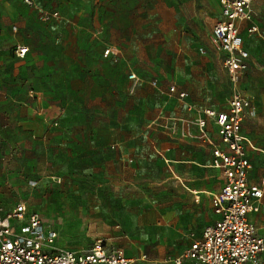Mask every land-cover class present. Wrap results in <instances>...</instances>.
<instances>
[{"label":"crops","instance_id":"obj_1","mask_svg":"<svg viewBox=\"0 0 264 264\" xmlns=\"http://www.w3.org/2000/svg\"><path fill=\"white\" fill-rule=\"evenodd\" d=\"M69 1L70 7L56 10V0H33V6L25 4L23 0H0L2 44L6 38L16 39L10 61H17L21 65L24 74L22 82L37 89L35 92L41 97V102L43 95L56 94V113L60 114V118L67 109L83 112L85 118H89L88 123L92 126L89 131L83 129V134L89 135V138L80 143L84 146L82 151L85 158L106 159L105 150L111 142L108 135L94 128V123H100L101 118L115 121V126H107L108 133L111 134L115 128L120 145L158 143L160 150L156 152L164 160L166 171H120L124 180L122 184H118V188L129 192L137 188L138 178L148 179L152 186L148 197L151 208L148 214L142 216L151 224L150 238L161 240L158 247L163 248L162 254H165L166 247L179 243L182 245L185 241L183 248L188 250L190 244L202 237L205 227L214 224L218 219L212 200L225 183L223 172L211 166L213 147L208 144L210 139L216 147L225 148L218 136V126L214 119L208 118V138L205 139L195 120L205 109L216 113L227 112L229 101L227 104L223 103L222 96H217L216 88L213 89L212 96L209 94L206 75L201 71L202 74H199V69L196 71L195 83L178 86L176 75L165 73L164 62L167 59L164 56L158 58L156 54L155 57L151 56V52L156 53L158 47L155 34L169 31L172 24H150L147 29L154 34V38L152 43H144L136 39L134 34L130 38H122V25L119 23L124 21V17L119 19L109 15L108 9L94 7L90 0ZM215 1L218 9L220 8L217 15L219 22L222 19V6L219 0ZM252 9L254 15L251 20L238 22L244 47L250 55L249 65L250 62L255 63V57L263 55L260 42L264 41V4L261 0H252ZM115 11L124 10L117 8ZM56 12L57 17L53 16ZM154 15L164 16L163 20L167 21V17L161 12L154 11ZM46 20L49 22L45 23ZM19 22L22 30L40 32L42 35L40 34L37 41H32L30 37L26 39L11 35L7 26H4L12 23L17 28ZM35 23L39 24L38 27ZM99 26L102 28L97 29ZM253 26L258 29L257 35L248 33V29ZM17 46L29 48L23 59L17 58L14 53ZM107 49L111 51L105 56L104 51ZM200 52L203 53V50L200 49ZM43 56L48 60H44ZM190 57L189 54L186 56V63ZM170 59L171 63L177 62L172 57ZM47 65L51 68H47ZM55 65L56 70L53 68ZM15 73H10L12 80ZM131 74H135L137 78L130 79ZM40 79H55L56 83H49L46 87L32 84L33 80ZM154 81L157 82L156 86L152 84ZM171 86L176 87L177 93H186V97L179 99L177 95L171 96L168 93ZM41 102L36 101L39 114ZM101 113H104L103 117H99ZM248 119L247 114L241 128L242 133L253 144L252 139L255 136L248 128ZM28 124L30 125L26 127H32L31 123ZM254 145L252 148L247 147V158L252 166L249 182L260 185L264 178V167L259 154L253 151L257 149ZM0 204L11 208L19 203L7 205L0 201ZM262 205L263 201L261 208ZM258 214L250 216L257 227ZM259 230L264 235V231L260 228ZM98 239L82 249H66L83 251ZM103 239L108 246L120 248ZM120 249L134 261L123 248ZM185 252L181 250L179 256ZM175 258L177 257L168 259L174 264ZM186 262L192 264L189 260Z\"/></svg>","mask_w":264,"mask_h":264},{"label":"rangeland","instance_id":"obj_2","mask_svg":"<svg viewBox=\"0 0 264 264\" xmlns=\"http://www.w3.org/2000/svg\"><path fill=\"white\" fill-rule=\"evenodd\" d=\"M90 1L94 7L108 9L109 15L124 17L119 23L122 38L134 34L136 39L152 43L154 34L147 29L150 24H172L169 31L155 34L158 47L151 56L167 59L165 73L176 75L178 86L195 83L198 69L199 74L204 72L209 94L212 96L216 88L218 98L222 96L223 103H228L230 85L222 53L211 42V31L220 12L215 0ZM56 2V10L70 7L69 0ZM117 8L124 11L117 12ZM154 11L164 14L167 21L164 16H155ZM20 24L16 25V32L12 30L15 24L4 26L11 35L37 41L41 33L22 30ZM15 43L16 39L9 37L0 47V201L7 205L25 203L29 210L37 212L45 225L58 233L56 245L60 249H82L95 239L105 238L123 248L134 259L133 264H172L169 259L180 257L181 250L185 252L186 241L166 247L162 254L163 248L158 247L161 240L150 238L151 224L142 216L151 208L148 197L152 186L148 179L138 178L137 188L129 192L118 188L124 180L120 171H166L164 160L156 152L160 150L158 143L120 145L115 128L108 133L107 126H115V121L101 118L94 128L108 135L111 142L105 150L106 159L85 158L80 143L89 138L83 134V129L89 131L92 126L89 118L73 109L65 110L60 118L56 113V94L51 93L43 95L38 113L37 103L29 95V91L37 89L22 82L21 65L10 61ZM261 48L263 55L255 57V63L250 62L240 89L251 100L247 125L255 136L252 142L257 149L253 151L259 154L264 167V153L259 150L264 151L263 40ZM188 54L191 57L186 63ZM171 57L177 62L171 63ZM43 59L48 60L46 56ZM53 68L56 70V65ZM10 73H15L13 80ZM49 83L56 80L32 81L33 85L44 87ZM103 116L101 113L99 117ZM28 123L32 127H26ZM256 223L264 231V199ZM183 263L189 264L185 259Z\"/></svg>","mask_w":264,"mask_h":264},{"label":"built area","instance_id":"obj_3","mask_svg":"<svg viewBox=\"0 0 264 264\" xmlns=\"http://www.w3.org/2000/svg\"><path fill=\"white\" fill-rule=\"evenodd\" d=\"M33 6V0H23ZM141 1V0H136ZM222 19L213 28L211 42L223 55V68L231 86L229 109L216 113L205 109L195 120L201 135L207 139V119H214L218 136L225 148L213 147L211 166L223 172L225 183L213 196L212 204L218 219L205 227L202 237L195 240L186 252L173 260L183 264V259L192 264H264V235L250 216L259 213L264 199V178L260 185L249 182L251 161L247 147L252 148L248 137L242 133L251 100L240 89L241 81L249 69V53L244 47L238 22L252 19V0H219ZM58 16V12L53 13ZM17 28L13 27V31ZM257 27L248 29L249 34ZM2 40L0 38V46ZM29 48L17 46L14 53L23 59ZM111 49L104 51L108 56ZM136 79L135 74L129 76ZM153 86L157 85L154 81ZM171 86L168 93L184 99L186 93H177ZM30 96L41 102L35 91ZM58 233L48 228L42 217L29 211L25 203L6 208L0 204V264H132L120 248L107 245L98 239L83 251L60 249L56 245Z\"/></svg>","mask_w":264,"mask_h":264}]
</instances>
